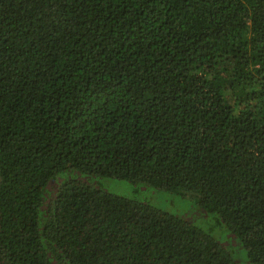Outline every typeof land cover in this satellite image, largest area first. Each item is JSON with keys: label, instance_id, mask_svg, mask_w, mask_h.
<instances>
[{"label": "trees", "instance_id": "obj_1", "mask_svg": "<svg viewBox=\"0 0 264 264\" xmlns=\"http://www.w3.org/2000/svg\"><path fill=\"white\" fill-rule=\"evenodd\" d=\"M76 171L190 192L264 264V0H0V264H240Z\"/></svg>", "mask_w": 264, "mask_h": 264}, {"label": "rangeland", "instance_id": "obj_2", "mask_svg": "<svg viewBox=\"0 0 264 264\" xmlns=\"http://www.w3.org/2000/svg\"><path fill=\"white\" fill-rule=\"evenodd\" d=\"M69 178L76 180L80 179L109 193L136 201H142L155 208L175 214L197 225L204 231L210 232L219 239L222 244H231L230 252L233 254L234 258L240 264H249L248 255L243 243L236 240V237L225 233V226L223 233L227 240H223L224 235L221 233L222 227H217L215 216L213 214L208 215V213L201 208L196 197L190 192L169 191L150 186L143 182H132L116 177L87 174L81 171L70 173Z\"/></svg>", "mask_w": 264, "mask_h": 264}]
</instances>
